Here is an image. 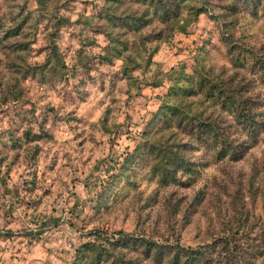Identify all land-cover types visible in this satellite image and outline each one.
<instances>
[{
	"label": "rangeland",
	"instance_id": "1",
	"mask_svg": "<svg viewBox=\"0 0 264 264\" xmlns=\"http://www.w3.org/2000/svg\"><path fill=\"white\" fill-rule=\"evenodd\" d=\"M209 1L184 32L153 38L163 27L155 19L142 28L150 35L130 43L129 75L122 76L120 58H98L108 43L98 15L105 0H0L4 27L29 11L26 38L0 41V264H69L94 228L177 237L184 245L228 234L263 239L264 129L242 158L207 160L186 184L158 187L137 163L118 169L182 73L195 65L220 76L235 69L224 37L264 59L260 6L239 9L222 27L210 15L221 0ZM53 14L67 18L51 34L64 66L30 71L43 61ZM22 39L26 50L13 42ZM254 89L264 95L262 84ZM261 109L264 118V102ZM25 131L44 134L29 141ZM255 261L264 264V252Z\"/></svg>",
	"mask_w": 264,
	"mask_h": 264
},
{
	"label": "trees",
	"instance_id": "2",
	"mask_svg": "<svg viewBox=\"0 0 264 264\" xmlns=\"http://www.w3.org/2000/svg\"><path fill=\"white\" fill-rule=\"evenodd\" d=\"M105 1L98 15L103 19L101 32L108 43L98 58L105 62L112 56L120 58L122 76L129 75L130 43H144L150 35L142 28L155 19L163 27L153 30V38L161 37L162 33L170 35L174 30L184 32L199 13L206 12L210 3L209 0ZM36 2L42 5V0ZM256 6L264 14V0H221L216 2L219 10L211 11L210 15L221 17L223 27L224 23L233 22L229 16L239 9L252 11ZM28 14V10L17 13L10 21L12 24L5 27L0 19V41L18 35L26 38L23 23ZM50 21L51 31L41 48L43 61L30 64V71L45 64L64 66L51 34L67 18L53 14ZM129 34L134 37L129 39ZM13 42L21 45L19 50L28 48V39ZM224 42L228 61L235 69L220 76L195 65L190 73H182L176 83L169 85L134 147L122 157L120 173L137 163L146 166L147 176L158 187L186 184L197 166L206 164L207 160H238L256 143L264 129L261 109L264 95L255 91L254 83L264 86V59L231 39L224 37ZM42 134L25 131L23 137L34 141ZM7 138L10 142L14 140L10 131ZM262 252L264 237L243 240L228 234L208 242L184 245L177 237L158 241L140 232L118 229L108 233L94 228L74 248L69 264H258L255 259Z\"/></svg>",
	"mask_w": 264,
	"mask_h": 264
}]
</instances>
